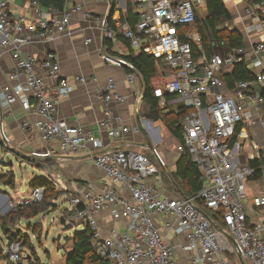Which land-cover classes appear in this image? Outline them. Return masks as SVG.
I'll list each match as a JSON object with an SVG mask.
<instances>
[{"label": "built area", "instance_id": "2783aa9c", "mask_svg": "<svg viewBox=\"0 0 264 264\" xmlns=\"http://www.w3.org/2000/svg\"><path fill=\"white\" fill-rule=\"evenodd\" d=\"M36 17L30 19L18 13L13 15L8 0H0V60L9 51L16 67L7 74V82L0 89V107L3 110L21 105L28 117L21 128L34 130L45 145L43 158L53 156L50 144H58V158L70 153L96 147L105 132L110 138L126 140L129 134L148 131L158 134L160 127L143 124H126L124 118L109 106L104 117L97 121L100 135L92 129L71 124L59 114L62 99L69 96L77 83H86L84 76L71 81L61 75V64L53 51L43 57L25 55L26 46L35 42H50L59 35L71 33L73 14L84 12L82 4L68 7L57 16H51L36 0H31ZM137 19L134 25L122 23L119 30H111L108 19H102V28L114 38L123 36L134 50H142L161 60L162 73L152 79L154 95L162 108L176 109L181 114L178 125L183 140H176L178 155L188 152L203 173L204 186L193 196H172L166 189L162 168L169 174L164 156L146 143L125 141L122 146L96 150L93 161L101 172L100 188L80 179L66 187L71 211L66 221L89 227L93 234L94 251L111 264H237V257L251 264H264V171L263 188L252 196L248 206L246 182L257 169L248 161L242 142L248 134L238 126L249 119L246 104L233 93L240 90L248 94L249 105L256 110L264 108V69L254 80L237 81L228 87L222 75L226 68L246 62V49L229 48L226 40H213L212 55L195 57L193 42L201 46V37L195 27L196 14L206 0H131ZM68 3V1H67ZM259 11L263 18L264 0L247 9L252 15ZM229 27V23H226ZM257 24L248 23L246 29L255 30ZM91 38L86 40L90 43ZM108 63L129 69V84L140 82L137 67L124 57H113L102 52ZM254 65L261 67L264 59V37L254 47ZM56 78L52 88L47 78ZM137 107L143 99L142 81L136 90ZM106 104L124 103L127 96L118 91V83L109 77L99 94ZM35 118L31 120L30 115ZM254 123V120L250 121ZM264 127V117H259ZM1 138L5 144L11 140L1 124ZM259 145L252 143L248 158L259 156ZM155 156V157H154ZM156 158V162L152 160ZM54 183L62 187L58 179ZM60 188V187H59ZM44 187H35L23 204L40 202ZM249 209L257 211L260 221L250 223ZM103 213H108V225ZM220 214V221L215 214ZM105 220V221H104ZM120 225L117 227L116 223ZM22 243L9 241L11 261L23 258ZM180 257V262L177 259ZM242 264V263H241Z\"/></svg>", "mask_w": 264, "mask_h": 264}, {"label": "crops", "instance_id": "0c3cea01", "mask_svg": "<svg viewBox=\"0 0 264 264\" xmlns=\"http://www.w3.org/2000/svg\"><path fill=\"white\" fill-rule=\"evenodd\" d=\"M9 8L13 15L21 13L28 18L32 19L36 17L35 7L31 0H8ZM227 8L231 13V20L229 22L230 28H238L244 36V48L246 49V65L256 75L264 69L256 67L254 65V47L256 43L264 37L262 16L259 11L252 15L247 14V9L260 2V0H224ZM68 7H72L77 4H82L85 11L90 12V16L86 17L84 12H77L73 14L70 24L71 33H65L59 35L55 40L50 42H35L25 47L24 54L43 57L46 51H53L57 54L58 60L61 64V75L74 81L77 76H84L87 78L86 83H77L75 89L71 94L62 99L59 107V114L61 117L66 118L71 124H78L85 128L92 129L96 134L100 135L97 127V121L104 117V111L109 106L114 109L116 113L122 115L126 124H136L140 122L143 124L142 119H148L141 111L140 107H137L136 90L140 86V82L129 84L127 81V74L129 69L123 65H117L114 63H108L102 58V52H105L113 57H123L130 53L129 45L126 39L118 34L116 37L111 38L107 35L106 31L102 28L101 20L108 19L111 30H119V26L122 23H130L127 0H68ZM51 16H57L60 11L45 8ZM137 19V18H136ZM248 23H255L257 27L255 30L249 31L246 29ZM91 38L90 43H86V40ZM106 40H108L106 44ZM128 41V40H127ZM134 50V49H133ZM140 51V50H134ZM16 67V61L13 59L11 53L6 51L0 60V89L7 82V74L13 71ZM233 67L226 68L223 74H228L232 71ZM114 77L118 83V91L127 96V101L124 103L111 102L106 104L99 98V94L103 87L107 84L109 77ZM47 83L50 87H54L57 83L56 78H47ZM260 90H264V87L257 86ZM234 95L244 104H246L249 119L240 125L239 131L248 134L247 138H243L242 142L246 147V156H243V160L249 161L252 158H248L249 152L252 149V143L255 142L259 145V156L264 161V127L259 122H256L259 117H264V108L256 110L249 105L248 94L235 90ZM142 104V103H141ZM0 114L2 115V121L4 128L10 137L11 145L16 148H23L31 153L37 150H45V145L39 139L38 134L34 130L24 131L21 128L23 120L28 115L23 110L21 105L15 104L11 108L3 110L0 107ZM31 120L35 118L32 114L29 116ZM150 121V125L162 127L159 124L164 125L167 135V127L162 121ZM254 120V123L250 121ZM171 133V132H170ZM103 140L100 144L94 147L96 150H103L111 147L122 146L125 141H133L136 143L151 142L154 146H159L164 138H160L158 134L151 135L148 131H143L139 134H129L122 139H112L105 132L101 134ZM173 136V135H172ZM164 137V136H163ZM169 137V136H168ZM170 138V137H169ZM174 138H176L174 136ZM50 147L55 150L52 157L47 161L53 164L55 173L58 175L60 181L62 179H80L82 184L86 181L100 188L102 183L101 172L95 166L93 157L97 152L92 147L84 150L75 151L70 153L67 157L62 159L58 158V144L53 142ZM164 152H166L164 150ZM174 155H168L170 163L167 161L168 172L171 173L176 170V163L180 157L175 150ZM176 157L175 159L173 158ZM51 176V177H50ZM50 180L54 183L55 175L50 174ZM261 181V180H256ZM258 191L249 193L248 206H251L252 196L261 192L263 188V182ZM65 185V184H64ZM72 184L69 185V187ZM67 186V185H65ZM166 189L172 196H178L180 192L174 191L170 186ZM255 190V189H254ZM253 190V191H254ZM182 195V194H181ZM0 206H4V202L0 199ZM103 217L106 219L108 225L112 224V219L108 213H103ZM260 215L257 211L252 212L249 209L248 220L250 223H256L260 221ZM105 221V220H104ZM120 224L117 222L116 226Z\"/></svg>", "mask_w": 264, "mask_h": 264}, {"label": "trees", "instance_id": "16d2710c", "mask_svg": "<svg viewBox=\"0 0 264 264\" xmlns=\"http://www.w3.org/2000/svg\"><path fill=\"white\" fill-rule=\"evenodd\" d=\"M43 8H52L58 11H63L68 0H36ZM114 2V0H112ZM129 21L134 25L137 12L131 2L127 0ZM231 13L227 8L224 0H206L204 14L197 12L195 27L201 37V46L193 42V53L195 57L205 54L208 58L212 55L213 49L211 41L219 39L228 41L229 48L234 49L244 46V36L240 29L230 28L226 26L231 20ZM122 37L121 35H119ZM106 44L108 40L105 41ZM130 48V53L123 57L131 61L141 74V81L144 87L142 103L146 104L144 115L153 121H162L167 129L176 139L182 141V128L178 125L181 114L176 109L162 108L158 104V100L154 95L152 79L162 73L161 60L144 51H134L130 42L127 41ZM228 87L233 88L237 81L247 80L252 81L255 74L247 67L246 62H239L234 65L232 71L222 75ZM240 125L238 126L239 130ZM0 148L7 151V146L3 143L0 137ZM9 149V148H8ZM19 157V155H17ZM1 161V160H0ZM2 162V161H1ZM5 163L3 161L2 163ZM249 164L257 169L256 174L252 177L253 180L261 179L264 171V161L261 157L249 161ZM8 177L4 180V184L14 188L16 186V177L8 171ZM7 175V174H6ZM5 176V175H2ZM43 178V177H42ZM39 178L33 182L35 187H44L47 194L43 202H33L25 207H21L17 213V217H24L31 220L40 214L47 213L51 209H57L56 200L60 196V192L47 181L48 178ZM168 180L176 192H183L186 196L196 195L204 186L203 173L198 165L193 161L188 152L182 153L176 163V170L167 175ZM52 182V181H51ZM53 183V182H52ZM215 218L220 221L221 215L215 214ZM12 219V215H0L1 228L8 236L9 241H20L23 246L34 250L33 244L30 242L26 234L14 233L8 227V220ZM35 229V228H34ZM33 229V230H34ZM72 245L71 250L66 253L63 264H111L107 259L99 256L93 248V234L89 227L76 232L70 238ZM42 264V263H40Z\"/></svg>", "mask_w": 264, "mask_h": 264}, {"label": "rangeland", "instance_id": "374dc122", "mask_svg": "<svg viewBox=\"0 0 264 264\" xmlns=\"http://www.w3.org/2000/svg\"><path fill=\"white\" fill-rule=\"evenodd\" d=\"M204 9L205 7L202 5L200 7L201 14H204ZM143 110L146 111L145 103L141 104V111ZM159 125L162 127V136H164V140L161 141L159 146L155 147L161 153V155L164 156V159L170 163L168 155H174L173 152L177 139L172 136L169 130L167 131V135L170 138L166 136V129L164 125ZM8 145L12 146L10 144ZM16 149L23 153L33 155L30 151L23 148ZM164 150L166 152H164ZM36 152L42 151L37 150ZM173 158L175 159L176 157L173 156ZM0 160L5 161V163L0 161L2 163L0 164V199H2L4 202V206H0V215L5 216L11 214L12 219L8 220L9 229L14 233L26 234L34 246V250L32 251L29 247L23 246L22 244L23 258L18 262L11 261L7 253L9 239L4 230L1 228L0 224V264H63L66 253L71 250L72 242L70 238L76 232L83 230L82 224L73 223V228L70 230H64L63 226L60 224V217L62 216V213L65 212L67 215H69L71 211L65 188H69V185L78 179H62L61 182L58 175L55 173L53 164L48 162L47 159L43 158L42 156H34L32 159H25L21 156L17 157V154L8 148L7 151H4L0 148ZM152 160L154 162L157 161L156 158L153 157ZM161 170L166 187L170 186L173 188L171 182L167 178L168 174L163 170V168ZM8 171H13L12 173L16 177V186L14 188L4 184V180L6 177H8V173H10ZM50 174L55 175L54 179H58L60 181L59 185L62 184V187L51 182ZM42 177L48 178L47 181H50L49 183L54 185L55 188L61 193L59 198L56 200L58 208L53 209L50 207L49 209L51 210L49 212L40 214L31 220H28L24 217L18 218L17 213L19 209L23 206L25 207L23 204L24 199L31 196L32 194V190L34 188L33 182ZM261 184V181H256L253 179H250L246 182L248 199H250L249 193L258 191ZM47 194L48 193L45 191L44 197L40 202H43L46 199ZM177 261L180 262V257L177 259ZM236 261L237 264H241L239 257H237ZM247 264L251 263L248 261Z\"/></svg>", "mask_w": 264, "mask_h": 264}, {"label": "water", "instance_id": "95a60500", "mask_svg": "<svg viewBox=\"0 0 264 264\" xmlns=\"http://www.w3.org/2000/svg\"><path fill=\"white\" fill-rule=\"evenodd\" d=\"M1 124H2V115L0 114V127H1ZM0 131H1V128H0ZM3 141V140H2ZM4 143V142H3ZM5 144V143H4ZM12 152H14L15 154L21 156L22 158H25V159H32L34 156H39L37 154H35L34 152L32 153L33 155H29V154H26V153H23L19 150H17L16 148L12 147V146H9L8 143L5 144ZM147 145L151 148V149H154V145L151 143V142H147ZM3 162V160H1ZM182 196H186L183 192H181ZM60 224L63 226V229L64 230H70L73 228V224L70 223V222H67L66 221V218L65 216H61L60 217ZM241 263L242 264H245V261L241 258Z\"/></svg>", "mask_w": 264, "mask_h": 264}]
</instances>
